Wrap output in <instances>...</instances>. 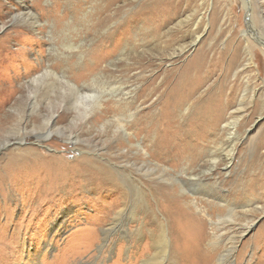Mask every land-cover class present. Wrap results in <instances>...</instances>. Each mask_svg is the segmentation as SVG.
<instances>
[{"label":"rangeland","instance_id":"rangeland-1","mask_svg":"<svg viewBox=\"0 0 264 264\" xmlns=\"http://www.w3.org/2000/svg\"><path fill=\"white\" fill-rule=\"evenodd\" d=\"M19 1L0 0V118L7 119L0 142L12 134L21 137L24 132L18 134L20 128L30 133L28 141L7 144L0 152V160L18 149L15 147L29 146L38 148L43 157L54 155L68 162L89 154L103 157L113 166L129 164L130 174L137 182L147 179L137 170L139 166L132 165L134 161L140 164L134 154L129 152L127 156L109 160V155L119 151L112 146L116 135L99 133L101 121L92 119L99 112L97 108L87 115L77 116L73 104L78 95L63 90L61 84L65 79L62 76L79 84L81 94L93 93L90 92L95 89L92 77L98 73L105 74L116 86H124L125 92L143 90L137 101L141 108L135 117V126L140 127V123L150 120L152 113L161 110L162 100L167 95L165 80L172 85L178 69L197 51H208L214 58L224 49L228 56L237 50V62L229 70L226 67L228 56L217 59L222 60L218 69L200 91L210 85L225 86L223 103H228L221 126L225 127L233 118L238 119V134L229 135L230 128L226 127L214 137L201 141L203 149L198 159L191 160L189 155L172 156L171 163L180 171L187 168L208 177L204 184L189 189V194L201 190L218 198L210 197L209 201L201 202L214 220L218 215L223 218L229 214L227 205H218L221 201L235 205L233 216L221 220L219 225L218 233L224 243L216 246L217 254L235 247L230 261L225 264H255V259L264 253V56L258 49L260 42L255 44L253 59L247 49L244 32L248 24L243 1L173 0V5L179 8L178 15L160 29L154 26L156 21L149 20V12L162 10L160 5L164 0H21L25 1L22 4ZM261 1L252 0L255 22L260 29L258 37L262 39L264 16L260 12L264 8ZM23 5L29 6V10H24ZM30 10L33 15L26 17ZM214 11L218 18L213 26ZM33 19L39 24H32ZM181 47L185 49L182 53ZM257 63L263 75H258ZM49 65L59 77L47 75L44 83L29 84L30 77L45 73ZM80 73L83 75L78 78ZM246 84L248 96L242 100ZM154 87H158V91L149 94ZM105 95L107 105L113 107L114 100L121 97L108 92ZM155 100L156 104L152 105ZM192 102L191 99L183 111L176 113L174 131L172 127L166 128L171 135L169 138L182 134L180 123L186 122L189 114L185 108L192 109ZM138 104H130L129 108L134 111ZM121 112L128 113L124 107L115 106L103 119L111 120ZM43 117L49 119V125L42 123ZM48 127L72 134L77 142L75 139L65 141L59 134L44 140L36 136ZM144 135L142 131L140 138ZM120 138V148L125 152L127 138ZM149 139L146 138L145 145L149 144ZM233 144L235 151L230 162L227 155ZM94 147H105L107 151H97ZM213 151L219 155V162L211 175L207 170L211 168ZM45 172V169L36 170L39 175ZM31 179V183L39 182L38 178ZM251 182L253 186L249 185ZM40 183L52 186L51 180ZM75 184L72 195L62 196L55 188V196L47 198L39 213L32 216L34 211L29 206L39 202L38 192L42 187L25 196L20 192L11 194L6 207L0 195V264H132L126 220L117 223L103 242L102 229L112 222L111 193L100 195L92 184L82 181ZM134 216L142 219L138 212ZM60 218H63L62 224L56 225ZM204 218L207 238L202 251L207 253L213 249L210 245L212 229L209 218ZM129 226L133 228L134 223ZM192 256L194 264H215L214 258L209 262L202 253ZM163 262L165 264L166 259Z\"/></svg>","mask_w":264,"mask_h":264},{"label":"bare ground","instance_id":"bare-ground-1","mask_svg":"<svg viewBox=\"0 0 264 264\" xmlns=\"http://www.w3.org/2000/svg\"><path fill=\"white\" fill-rule=\"evenodd\" d=\"M172 1L164 0L160 5L162 10H156L157 12L155 9L152 11L149 10V20L156 21V23L153 22L155 27L160 29L167 26L173 17L175 19L176 15H178L179 8L173 5L174 3ZM242 1L247 12L248 27L244 32L247 49L250 55L252 53L251 58L253 59L256 54L254 49L255 44L260 42L258 49H260V52L264 56V38L261 39L258 37L260 29L255 22L252 0ZM19 2L22 4L25 1L22 2L20 0ZM261 6L264 8V0L261 1ZM23 7L25 8L24 10H29L30 8L25 5ZM30 11L26 17L31 16L32 11ZM260 15L264 16V10L260 12ZM212 17L211 25L214 26L218 18L217 11L213 12ZM32 21L34 25L39 24L35 19ZM196 39H198L197 36ZM184 50V47H181L180 53ZM229 54L228 56V51L224 49L218 56L212 58L208 51H197L191 59L178 69V76L172 85L169 86L167 84L168 80H165L164 84L167 86V95L162 100L161 110L157 113H152V117H150V120H147L146 125L140 123V127L135 126L137 122L135 117L141 108V105L137 101L141 98L143 90L125 92L124 86H116L113 82L106 79L105 74L98 73L92 77V83L95 89L93 91L90 90V92L93 93L81 94L79 84L71 79L65 78L63 75L62 78L65 79L64 83L61 84V87L64 88L63 90H68L78 95L77 100L73 104L74 109L78 111L77 116L87 115L88 111L91 112V110L97 108L99 112L92 119L95 118V120L101 121L98 127L99 133L106 136L108 134L111 135V133L116 135L117 139L112 143V146L114 148L116 147L119 151L115 153L116 155L114 154L115 156L112 154L114 157L109 155V160L127 156L130 152V154H134L135 160H140L139 165L137 161H134L132 165L139 166L136 169L142 172V175L147 179L137 182V179L130 174L129 164L113 166V164L104 160L103 157L98 158L97 156L82 154L74 162H68L59 156L50 155L43 157L36 147L18 146L15 147L18 149L9 152L4 160H0V195H3L4 207L7 206V199L11 194L20 192L22 194L24 193L25 196L27 192L35 191L40 186L43 189L41 190L39 188V202L36 203V206H29V209L34 211L30 215H37L49 197L55 196L53 194L55 188L62 196L72 195L74 193L75 183L82 181L87 184H92L91 186L97 189V193H100V195L111 193L110 204L114 205L112 207V222L109 227L102 229L103 242L105 243L107 241L109 233L117 226V223L119 224L120 221L126 220V225L128 226L126 234L129 243L128 253L132 264H164V259H166L165 264H194L195 261L193 260L192 254L200 253L209 262L214 258L215 264L229 262L235 247L232 246L217 254L216 246L224 243L220 240L221 235L218 233L220 230V221L233 216L235 213V205L231 206L221 201V204L218 205H223L222 203L227 205L229 207V214L223 218L221 215H218V219L214 220L201 204L203 200L209 201V198L213 197V195L205 194L201 190L189 194V189L196 185L204 184L208 177L202 172L195 173L192 170L188 171L187 168H183L180 171L175 166H172L171 163L172 156L181 158L183 155H189L191 160L198 159L203 149L201 141H206L212 136L214 137L222 129L223 131L226 130V127L230 128L229 135H235L237 133L236 127L238 119L233 118L232 121H228L225 127L221 126L224 119L225 106L228 103H223L225 86L222 84L221 87L217 86L218 88H216L210 85L205 91H200L209 82V78L213 75V72L218 69L222 61L217 60L220 56L221 58L228 56L227 70L236 64L239 56L237 50L235 49V51ZM256 65L258 75H263L258 63ZM45 71V73H39L30 77L29 80L31 82L28 83L31 85L32 83H44L47 75L59 77L56 73L52 72L50 65ZM82 75L83 73H80L78 78ZM247 84L242 100L248 96ZM154 91H158V87H154V90L152 92L150 91L149 94ZM106 92L121 96L114 100V107L107 105L108 101L104 100ZM196 94L197 96H195ZM150 98L146 99L148 100ZM191 99L193 100L191 103L192 109L190 107L185 108V112L188 111L187 114L189 115H187L186 122L180 123V126L183 128L182 134H176L172 139L169 138L171 135L168 134L169 132L166 128L172 127L171 130L174 131L176 113L181 110L183 111L184 105L188 101L190 102ZM135 103L138 105L135 106L136 108L133 111L129 108V105ZM194 103L195 107L193 108ZM153 104H156V100L152 102ZM119 105L124 107L128 113L121 112L111 120L103 119L105 114L115 109V106L119 107ZM190 110L193 112L190 113ZM6 120L4 117L0 118V134L4 130ZM48 120L43 117L42 123L49 125ZM134 127L137 128L132 132L131 129ZM142 131L145 132V135L140 138ZM20 132H24L21 137L12 134L9 139L8 137H5L4 140L2 139L1 142H6H0V152L7 144L22 143L23 140L28 141L27 136L30 132L25 131L24 128L17 130L18 134ZM54 134L63 135L65 141L75 139L74 141L77 142V137L74 138L72 134H67L62 129L57 131L50 127L36 136L44 140L52 137ZM121 136L127 138L128 149L125 152L120 148L122 141L119 138ZM146 138L150 140L148 145H145ZM94 148L97 151H107V148L104 149L105 147H100L99 149L97 147ZM234 151V144L230 145V151L227 155L230 157V162L232 161ZM212 153L211 168L207 170L211 175L213 174L212 169L217 165L219 159V155L216 156L214 151ZM40 169H45L46 172L43 175H39L36 173V170L38 171ZM31 178H38L39 182L31 183ZM41 180H46V182L51 180L52 186L42 185L40 183ZM249 185L253 186L254 183L251 182ZM200 194H204V196H200ZM62 196L60 198H63ZM213 198L218 199L217 197ZM137 212L142 215V219L134 216ZM65 214L63 215L65 216ZM204 216L209 218L212 229L210 245L213 246V249L207 253L206 251L205 253L202 251L203 244L207 238L204 227ZM62 219H57L55 222L56 225L62 224L60 223L63 222ZM131 223H134L133 228L129 226ZM242 230L244 232L245 229L243 228ZM138 240L141 242H137ZM103 246L104 244L100 245V249ZM255 264H264V253L255 259Z\"/></svg>","mask_w":264,"mask_h":264}]
</instances>
